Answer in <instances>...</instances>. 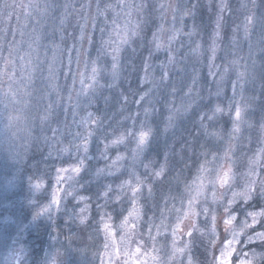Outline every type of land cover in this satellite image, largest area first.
<instances>
[{"label":"clouds","instance_id":"obj_1","mask_svg":"<svg viewBox=\"0 0 264 264\" xmlns=\"http://www.w3.org/2000/svg\"><path fill=\"white\" fill-rule=\"evenodd\" d=\"M0 264H264V0H0Z\"/></svg>","mask_w":264,"mask_h":264}]
</instances>
